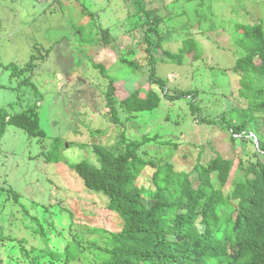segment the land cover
<instances>
[{
	"label": "rangeland",
	"instance_id": "1",
	"mask_svg": "<svg viewBox=\"0 0 264 264\" xmlns=\"http://www.w3.org/2000/svg\"><path fill=\"white\" fill-rule=\"evenodd\" d=\"M254 21L264 30V0H0V108L36 125L29 132L9 122L0 142V264H96L107 256L101 248L112 246L108 237L122 220L70 167L98 165L93 142L123 147V135L142 142L141 156L187 172L195 186L196 166L221 155L233 161L231 180H243L264 142L259 112L234 134L244 137L240 149L230 130L250 116L234 69L242 54L236 25ZM189 37L201 58L171 60L167 53ZM32 58L31 82L29 72L12 75ZM109 79L120 99L153 87L159 107L119 108L113 119L102 101ZM55 138L62 139L58 162L48 159ZM156 166L142 172L140 187L154 189Z\"/></svg>",
	"mask_w": 264,
	"mask_h": 264
},
{
	"label": "trees",
	"instance_id": "2",
	"mask_svg": "<svg viewBox=\"0 0 264 264\" xmlns=\"http://www.w3.org/2000/svg\"><path fill=\"white\" fill-rule=\"evenodd\" d=\"M236 33L235 42L242 54L237 57L234 69L240 75L239 94L250 112V118L241 115L230 125L231 139L240 149L237 141L244 137L237 138L234 134L249 128V119L257 118L255 112L261 113L259 118L264 125V30L254 21L237 24ZM186 54L193 60L201 58V47L193 37L185 39L177 53H167L176 62ZM35 65L32 58L25 68L20 72L15 69L12 75L29 72L24 81L31 82ZM98 66L104 73L105 67ZM153 80L164 88L161 79ZM115 89L114 80L109 79L102 96L105 109L113 119L119 108L132 114L155 109L161 103V94L153 87L145 97L135 90L121 99L115 96ZM9 122L29 132L36 126L26 113L10 114L0 108V142ZM95 132L100 130L92 131ZM147 140L145 137L143 142ZM121 141L125 144L123 147L113 148L92 143L98 165L88 160L70 164L86 188L108 198V208L123 223L119 231L110 232L108 240L112 246L101 248L107 256L96 264H264L263 141L254 149L256 159L245 170L243 180H231L233 161L217 155L207 164L196 166L197 186L187 172L175 171L169 163L156 166L152 160H146L139 154L142 142L128 140L124 135ZM61 146L62 139L55 138L49 160H63ZM149 165L156 166L153 190L137 184ZM232 185L230 192L228 187Z\"/></svg>",
	"mask_w": 264,
	"mask_h": 264
},
{
	"label": "crops",
	"instance_id": "3",
	"mask_svg": "<svg viewBox=\"0 0 264 264\" xmlns=\"http://www.w3.org/2000/svg\"><path fill=\"white\" fill-rule=\"evenodd\" d=\"M66 47H67V45H64V46H63V50H64ZM66 49H67V48H66ZM61 51H62L61 49L58 50L59 54H61ZM65 51H66L65 53L68 54V56L71 57V52H67V51H69V47H68V50H65Z\"/></svg>",
	"mask_w": 264,
	"mask_h": 264
}]
</instances>
